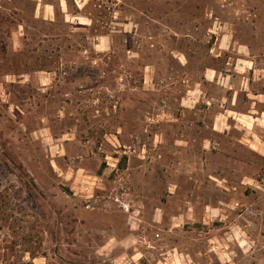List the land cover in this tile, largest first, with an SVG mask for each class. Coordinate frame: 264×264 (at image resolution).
Here are the masks:
<instances>
[{"label": "rangeland", "instance_id": "rangeland-1", "mask_svg": "<svg viewBox=\"0 0 264 264\" xmlns=\"http://www.w3.org/2000/svg\"><path fill=\"white\" fill-rule=\"evenodd\" d=\"M211 29L264 92V0H0V264H264V96L216 129L183 105Z\"/></svg>", "mask_w": 264, "mask_h": 264}, {"label": "crops", "instance_id": "crops-1", "mask_svg": "<svg viewBox=\"0 0 264 264\" xmlns=\"http://www.w3.org/2000/svg\"><path fill=\"white\" fill-rule=\"evenodd\" d=\"M211 31L217 33L208 47L209 57L213 63L205 66L200 80L196 81L195 86L187 89L182 100L188 102L183 104L185 107L192 109L198 108L202 102L205 103L204 108L213 111L211 124L213 129H216L221 124L237 123L243 118L241 114L252 112L259 97L264 96V92L255 90L257 67L246 51L247 46L236 41L229 30ZM107 38L108 35L99 36L94 47H99L102 51L107 50L105 42ZM181 63L185 65L186 62L181 58ZM213 87L217 92L211 91ZM241 96L248 102L247 111L239 109Z\"/></svg>", "mask_w": 264, "mask_h": 264}, {"label": "trees", "instance_id": "trees-1", "mask_svg": "<svg viewBox=\"0 0 264 264\" xmlns=\"http://www.w3.org/2000/svg\"><path fill=\"white\" fill-rule=\"evenodd\" d=\"M88 18L91 19L92 24L91 26H85L86 28H90L91 27L94 29V31H96V36L97 38L101 35H110L112 29L110 28V26H97L96 24V19L93 16H89L87 15ZM110 25V24H107ZM73 26V25H72ZM96 26V27H95ZM99 27V28H98ZM101 28H103L104 30H102ZM83 38L87 41L89 36L87 34H83L82 35ZM84 51H87L88 48L86 46H84ZM100 54V58H101V62L98 64V66L95 68L93 67L97 72H99L101 75V78L99 80H96L93 87L95 86H103L106 83L109 84L110 82L108 81V79L110 78V72L116 70L119 67V63L117 64L116 60H113L114 56L116 55V50L112 49L109 52H101V53H96ZM90 55H88L87 57H89ZM52 60H49V58H47L46 56L42 55V56H38L37 58H35V62L36 64L34 65V62L30 65L27 61H23L22 66H20V63H16L19 67V71L25 69V72H32V71H40V70H44L45 67H47V65H49L51 63ZM116 62V63H115ZM27 64H29L27 66ZM151 64V63H149ZM149 64H144V67H146ZM22 67V68H20ZM21 69V70H20ZM140 82H143L144 77L141 76L140 77ZM133 81V79H132Z\"/></svg>", "mask_w": 264, "mask_h": 264}]
</instances>
